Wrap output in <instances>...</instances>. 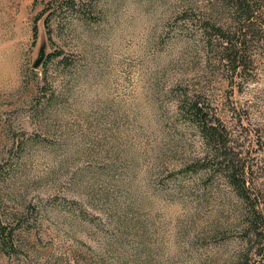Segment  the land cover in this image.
I'll return each instance as SVG.
<instances>
[{"label": "rangeland", "instance_id": "rangeland-1", "mask_svg": "<svg viewBox=\"0 0 264 264\" xmlns=\"http://www.w3.org/2000/svg\"><path fill=\"white\" fill-rule=\"evenodd\" d=\"M213 4L0 0V264L233 262L242 206L180 101L208 100L264 201V41L226 72Z\"/></svg>", "mask_w": 264, "mask_h": 264}, {"label": "trees", "instance_id": "trees-1", "mask_svg": "<svg viewBox=\"0 0 264 264\" xmlns=\"http://www.w3.org/2000/svg\"><path fill=\"white\" fill-rule=\"evenodd\" d=\"M214 1L213 12L227 11L229 20L221 23L213 15L210 20L198 21L200 32L222 68L228 73H240L245 69L249 44L264 41V10L258 8L255 0ZM180 102L209 147L207 158L198 163L201 168L209 163L212 176L223 177L242 206L240 248L231 264H264L263 189L252 183L251 166L245 161L235 135L210 112L208 100L201 99L200 95L185 94ZM0 236L3 243L13 241V231L2 228Z\"/></svg>", "mask_w": 264, "mask_h": 264}, {"label": "water", "instance_id": "water-1", "mask_svg": "<svg viewBox=\"0 0 264 264\" xmlns=\"http://www.w3.org/2000/svg\"><path fill=\"white\" fill-rule=\"evenodd\" d=\"M42 58H43V53L39 54L37 60L34 63V67H37L40 64Z\"/></svg>", "mask_w": 264, "mask_h": 264}]
</instances>
